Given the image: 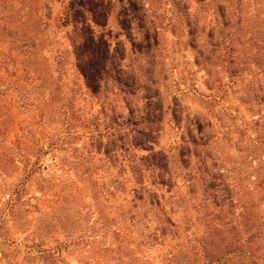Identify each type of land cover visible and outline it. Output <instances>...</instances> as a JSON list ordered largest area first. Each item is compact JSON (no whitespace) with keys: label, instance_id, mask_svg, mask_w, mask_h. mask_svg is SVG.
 Listing matches in <instances>:
<instances>
[{"label":"rangeland","instance_id":"374dc122","mask_svg":"<svg viewBox=\"0 0 264 264\" xmlns=\"http://www.w3.org/2000/svg\"><path fill=\"white\" fill-rule=\"evenodd\" d=\"M0 264H264V0H0Z\"/></svg>","mask_w":264,"mask_h":264}]
</instances>
